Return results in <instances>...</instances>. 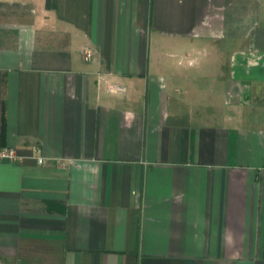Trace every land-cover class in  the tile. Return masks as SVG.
<instances>
[{
    "label": "crops",
    "instance_id": "crops-1",
    "mask_svg": "<svg viewBox=\"0 0 264 264\" xmlns=\"http://www.w3.org/2000/svg\"><path fill=\"white\" fill-rule=\"evenodd\" d=\"M0 148L4 264H264V0H0Z\"/></svg>",
    "mask_w": 264,
    "mask_h": 264
},
{
    "label": "built area",
    "instance_id": "built-area-1",
    "mask_svg": "<svg viewBox=\"0 0 264 264\" xmlns=\"http://www.w3.org/2000/svg\"><path fill=\"white\" fill-rule=\"evenodd\" d=\"M81 58L84 62H90L93 59L92 49L85 45L82 46L80 50ZM108 90L110 93H119L124 91V87L118 84H109ZM36 163L41 165L44 163L43 157H36ZM22 157L18 155L16 149L13 148H0V162H9V163H20ZM0 264H4L0 261Z\"/></svg>",
    "mask_w": 264,
    "mask_h": 264
}]
</instances>
